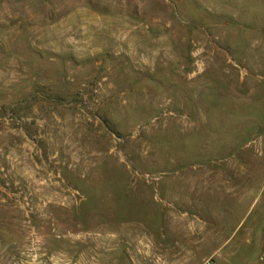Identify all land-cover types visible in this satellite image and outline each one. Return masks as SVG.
<instances>
[{
	"label": "rangeland",
	"instance_id": "1",
	"mask_svg": "<svg viewBox=\"0 0 264 264\" xmlns=\"http://www.w3.org/2000/svg\"><path fill=\"white\" fill-rule=\"evenodd\" d=\"M261 51L264 0H0V264L258 259Z\"/></svg>",
	"mask_w": 264,
	"mask_h": 264
},
{
	"label": "built area",
	"instance_id": "2",
	"mask_svg": "<svg viewBox=\"0 0 264 264\" xmlns=\"http://www.w3.org/2000/svg\"><path fill=\"white\" fill-rule=\"evenodd\" d=\"M260 263L264 264V253L259 257ZM12 264H76L65 257H49L39 255L37 252L31 253L25 258H17ZM199 264H220L216 255L206 257Z\"/></svg>",
	"mask_w": 264,
	"mask_h": 264
},
{
	"label": "crops",
	"instance_id": "3",
	"mask_svg": "<svg viewBox=\"0 0 264 264\" xmlns=\"http://www.w3.org/2000/svg\"><path fill=\"white\" fill-rule=\"evenodd\" d=\"M236 37H238V36H236ZM226 39L227 40H230L231 38H229V36H226ZM230 41H232V40H230ZM241 56H248L250 58L251 61H250V64L249 65H251V66H254L255 64L257 66H260L261 65V68L263 69L262 66H263V62H264L263 61L264 60V51H261L260 54H258V52H257L255 54H253L252 56H250L249 54H247L246 52H244V53H242ZM246 68H247V70H246L247 72H251L252 71L251 69H249V66H246ZM261 72H262L261 70H258V69L255 70V73H258L259 74V76L261 77V80L262 79L264 80V75ZM171 264H186V261H181V262H178V263H171ZM195 264H198V263H195ZM220 264H244V263L236 262L234 260V258H228V259H225V261L220 262ZM248 264H261V263H260V260L258 258L254 262H248Z\"/></svg>",
	"mask_w": 264,
	"mask_h": 264
}]
</instances>
